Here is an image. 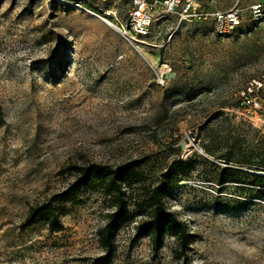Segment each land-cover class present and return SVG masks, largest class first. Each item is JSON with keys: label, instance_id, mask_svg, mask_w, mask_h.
I'll list each match as a JSON object with an SVG mask.
<instances>
[{"label": "rangeland", "instance_id": "1", "mask_svg": "<svg viewBox=\"0 0 264 264\" xmlns=\"http://www.w3.org/2000/svg\"><path fill=\"white\" fill-rule=\"evenodd\" d=\"M124 5L0 0V264H264V131L237 102L264 74V23L220 38L209 20L158 18L137 46L100 18L112 7L126 19ZM135 159L131 218L108 257L99 232L112 203L100 182L57 202V228L20 227L74 181L68 166ZM165 180L186 246L174 230L159 247L136 232Z\"/></svg>", "mask_w": 264, "mask_h": 264}, {"label": "built area", "instance_id": "2", "mask_svg": "<svg viewBox=\"0 0 264 264\" xmlns=\"http://www.w3.org/2000/svg\"><path fill=\"white\" fill-rule=\"evenodd\" d=\"M57 5L87 9L89 0H51ZM222 0H125V18L119 9L108 7L101 17L114 24L134 44L140 46L153 33L158 18L186 21H211V28L220 38L242 35L244 25L264 23V0H232L220 7ZM99 15V14H98ZM112 22H111V21ZM238 105L247 117H257L264 131V74L247 81L238 92Z\"/></svg>", "mask_w": 264, "mask_h": 264}, {"label": "trees", "instance_id": "3", "mask_svg": "<svg viewBox=\"0 0 264 264\" xmlns=\"http://www.w3.org/2000/svg\"><path fill=\"white\" fill-rule=\"evenodd\" d=\"M143 164L142 159H135L115 167L95 162L68 166L67 170L75 175L74 181L50 199L32 205L20 227L26 229L45 221L51 228H57L61 224L57 202L74 201L81 187L100 182L112 203V210L107 215L106 224L99 232V240L105 249L104 257H108L115 247L116 229L131 218L129 195L126 188H130L138 181ZM184 165L183 161L175 162L173 169L178 167V171H182ZM167 188V180L153 188L150 198L152 206L147 212V216L137 224L136 232L137 234H149L155 247H159L165 230H174L178 238H181L183 245L186 246L188 234L185 223L163 202ZM182 264L189 263L184 261Z\"/></svg>", "mask_w": 264, "mask_h": 264}, {"label": "bare ground", "instance_id": "4", "mask_svg": "<svg viewBox=\"0 0 264 264\" xmlns=\"http://www.w3.org/2000/svg\"><path fill=\"white\" fill-rule=\"evenodd\" d=\"M87 11H89L88 9H86ZM100 18H102L101 16H100ZM104 19V18H103ZM111 21V20H110ZM112 22V21H111ZM109 23V22H108ZM110 24V23H109ZM111 25V24H110ZM112 26V25H111ZM114 27V26H113Z\"/></svg>", "mask_w": 264, "mask_h": 264}, {"label": "water", "instance_id": "5", "mask_svg": "<svg viewBox=\"0 0 264 264\" xmlns=\"http://www.w3.org/2000/svg\"><path fill=\"white\" fill-rule=\"evenodd\" d=\"M112 26H114L115 28H117L114 24L110 23ZM118 29V28H117Z\"/></svg>", "mask_w": 264, "mask_h": 264}]
</instances>
